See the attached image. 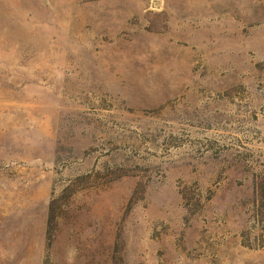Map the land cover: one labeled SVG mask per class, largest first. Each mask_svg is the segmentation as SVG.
Returning a JSON list of instances; mask_svg holds the SVG:
<instances>
[{"label": "rangeland", "instance_id": "1", "mask_svg": "<svg viewBox=\"0 0 264 264\" xmlns=\"http://www.w3.org/2000/svg\"><path fill=\"white\" fill-rule=\"evenodd\" d=\"M0 264H264V0H0Z\"/></svg>", "mask_w": 264, "mask_h": 264}]
</instances>
